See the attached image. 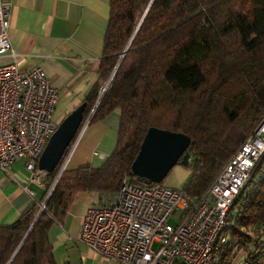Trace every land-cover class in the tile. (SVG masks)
Here are the masks:
<instances>
[{"label": "trees", "instance_id": "trees-1", "mask_svg": "<svg viewBox=\"0 0 264 264\" xmlns=\"http://www.w3.org/2000/svg\"><path fill=\"white\" fill-rule=\"evenodd\" d=\"M117 68V69H116ZM98 106L102 90L115 71ZM98 78L83 102L84 122L121 113L117 144L103 163L48 173L42 196L0 225V264H58L50 230L80 191L113 194L150 127L191 137L183 190L203 195L264 119V0H110ZM77 137V136H76ZM57 182L42 208L53 183ZM227 241L213 264L264 256V154L230 209Z\"/></svg>", "mask_w": 264, "mask_h": 264}, {"label": "built area", "instance_id": "built-area-1", "mask_svg": "<svg viewBox=\"0 0 264 264\" xmlns=\"http://www.w3.org/2000/svg\"><path fill=\"white\" fill-rule=\"evenodd\" d=\"M12 5L0 0V55L13 57L0 64V169L12 175L24 159L30 180L45 186L49 172L38 163L61 122L60 92L41 65L27 67L14 50ZM263 154L264 119L201 196L160 183L142 186L127 175L118 192L87 209L80 240L119 264H213L216 250L227 241L230 209Z\"/></svg>", "mask_w": 264, "mask_h": 264}, {"label": "crops", "instance_id": "crops-1", "mask_svg": "<svg viewBox=\"0 0 264 264\" xmlns=\"http://www.w3.org/2000/svg\"><path fill=\"white\" fill-rule=\"evenodd\" d=\"M12 3L14 50L27 67L41 65L59 90L58 116L62 110L74 109L83 102L99 75L110 0H12ZM12 60L10 54L0 55V64ZM120 123L121 113L116 110L82 127L65 159L66 168L103 163L116 147ZM30 179L24 159L16 162L12 175L0 169V225L17 220L42 196L45 186ZM110 195L86 191L76 194L62 223L54 225L49 233L58 264H119L80 240L87 209Z\"/></svg>", "mask_w": 264, "mask_h": 264}, {"label": "water", "instance_id": "water-1", "mask_svg": "<svg viewBox=\"0 0 264 264\" xmlns=\"http://www.w3.org/2000/svg\"><path fill=\"white\" fill-rule=\"evenodd\" d=\"M116 69L109 78L107 85L113 80ZM106 89L107 87L102 91L90 117L93 115ZM85 106L86 103L82 102L61 120L39 159L38 166L40 169L51 172L60 163L66 150L80 133V126L85 118ZM190 145L191 137L184 132L150 127L142 141L139 153L133 161L132 173L140 181L161 183L176 165H190ZM65 169L66 161L62 164L60 174ZM47 200L48 198L43 207L46 206Z\"/></svg>", "mask_w": 264, "mask_h": 264}, {"label": "rangeland", "instance_id": "rangeland-1", "mask_svg": "<svg viewBox=\"0 0 264 264\" xmlns=\"http://www.w3.org/2000/svg\"><path fill=\"white\" fill-rule=\"evenodd\" d=\"M74 109L70 108V110H69L67 108L66 111L62 110V113L59 114V116L57 115L58 119L61 121L67 114H69ZM73 146L74 145H72V148H73ZM189 176H190V169L185 165L178 164L172 168V170L170 171L168 176L160 184L165 185V186H172V187L183 190L184 185L186 184V182L189 179ZM170 221H171V223H176L178 221V217H173ZM235 264H248L246 261V256L244 253L239 256V258ZM258 264H264L262 262V258Z\"/></svg>", "mask_w": 264, "mask_h": 264}]
</instances>
